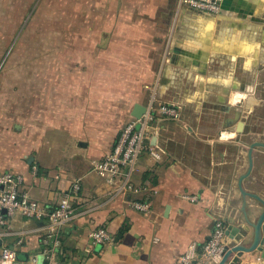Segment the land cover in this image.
Wrapping results in <instances>:
<instances>
[{
  "label": "crops",
  "instance_id": "1",
  "mask_svg": "<svg viewBox=\"0 0 264 264\" xmlns=\"http://www.w3.org/2000/svg\"><path fill=\"white\" fill-rule=\"evenodd\" d=\"M220 1L217 13L180 0L60 1L66 12L51 17L54 30L34 33L52 42L36 44L34 63L19 65L17 113L2 87L0 170L21 173L49 208L80 179L74 217L61 230L64 264H174L193 242L202 248L216 220L226 223L230 247L258 217L262 204L242 192L240 178L250 144L264 142V95L249 90L264 92V0ZM152 97L178 105L182 119L150 123L149 143L162 156L142 153L136 190L123 195L94 166L135 105L147 108ZM253 155L243 187L264 198V146ZM128 199L148 200L151 211ZM100 226L111 243L92 244ZM48 227L46 218L15 215L0 227V252L9 245L26 262L41 253ZM237 264H264V250Z\"/></svg>",
  "mask_w": 264,
  "mask_h": 264
},
{
  "label": "built area",
  "instance_id": "2",
  "mask_svg": "<svg viewBox=\"0 0 264 264\" xmlns=\"http://www.w3.org/2000/svg\"><path fill=\"white\" fill-rule=\"evenodd\" d=\"M180 2L213 13L221 9L220 0H180ZM156 117L179 120L182 119V110L176 104L157 101L152 97L142 116L133 117L126 123L113 149L95 164V171L113 184L117 193L127 195L130 191L136 190L131 175L136 170L137 161L142 153L147 152L156 159L161 158V151L149 143L148 128ZM37 170L35 166L34 171ZM80 189L81 181L76 179L60 202L55 207L49 208L32 197L30 191L24 188V176L21 173L0 170V227L10 226L12 218L19 213H31L36 217L46 218L49 226L42 239L40 254H34L26 262H22L14 247L4 245L0 252V264H63L66 257L61 258L65 256L61 230L63 225L74 217L73 199L79 195ZM128 200L130 206L136 210L145 213L151 211L148 200ZM227 229L223 220H216L210 238L202 248L199 249L198 243L193 242L174 264L219 261L229 247ZM112 241L113 234L104 226L97 227L91 233V242L94 245H105ZM41 256L45 263L40 261Z\"/></svg>",
  "mask_w": 264,
  "mask_h": 264
},
{
  "label": "rangeland",
  "instance_id": "3",
  "mask_svg": "<svg viewBox=\"0 0 264 264\" xmlns=\"http://www.w3.org/2000/svg\"><path fill=\"white\" fill-rule=\"evenodd\" d=\"M60 1L66 0H0V92L2 87L7 90L16 113L19 65L34 63L36 44L50 46V36L36 40L34 33L54 30L56 24L51 17L66 12V6L59 8ZM249 90L257 96L264 95L259 87ZM261 118L258 127L264 129V115Z\"/></svg>",
  "mask_w": 264,
  "mask_h": 264
},
{
  "label": "water",
  "instance_id": "4",
  "mask_svg": "<svg viewBox=\"0 0 264 264\" xmlns=\"http://www.w3.org/2000/svg\"><path fill=\"white\" fill-rule=\"evenodd\" d=\"M224 8L225 3L222 5ZM221 8V9H222ZM146 111V107L142 104H136L133 116L141 117L142 114ZM257 146H264V142L254 141L250 144L248 150L249 156V166L247 171L240 178V188L242 192L246 195L255 197L262 204V210L260 211L258 217L253 221L249 220L248 224L244 225L242 231H239L235 237L236 243L228 247V249L223 253L222 258L217 264H237L240 256L244 252H251L256 249L264 250V198L258 195L257 193L246 191L243 187V179L247 177L251 172L254 165V149ZM247 230V231H246ZM246 232L251 235V240L249 242L245 241ZM227 234H229V229H227Z\"/></svg>",
  "mask_w": 264,
  "mask_h": 264
},
{
  "label": "trees",
  "instance_id": "5",
  "mask_svg": "<svg viewBox=\"0 0 264 264\" xmlns=\"http://www.w3.org/2000/svg\"><path fill=\"white\" fill-rule=\"evenodd\" d=\"M61 239H62V236H61ZM62 245H63V248L65 249L66 246H65V243H64V240H63V239H62ZM65 257H66V256L61 257V258L64 259ZM64 263H65V262H64ZM64 263H63V264H64Z\"/></svg>",
  "mask_w": 264,
  "mask_h": 264
}]
</instances>
